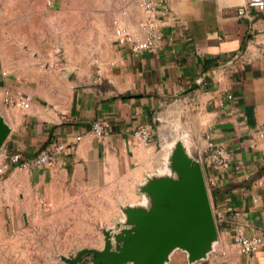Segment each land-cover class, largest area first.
Segmentation results:
<instances>
[{"label":"crops","instance_id":"1","mask_svg":"<svg viewBox=\"0 0 264 264\" xmlns=\"http://www.w3.org/2000/svg\"><path fill=\"white\" fill-rule=\"evenodd\" d=\"M139 1L123 0L113 16L124 8V20L142 30ZM10 2L0 0V114L11 128L0 150V225L13 226L21 241L25 227L69 218L113 226L123 218L120 206L140 202L138 186L163 166L160 126L177 114L203 165L220 235L199 264H264V248L242 254L235 244L238 234L264 238V11L239 15L246 0H162L156 50L112 42L94 63L61 74L23 54L28 29L15 26ZM6 89L30 94V108L5 104ZM98 119L108 123L103 137L91 130ZM141 125L152 130L147 145L133 136ZM208 135L231 152L222 171L207 161ZM52 144L67 148L51 165L23 169L9 161L14 152L32 159ZM90 242L101 249L104 237Z\"/></svg>","mask_w":264,"mask_h":264},{"label":"rangeland","instance_id":"2","mask_svg":"<svg viewBox=\"0 0 264 264\" xmlns=\"http://www.w3.org/2000/svg\"><path fill=\"white\" fill-rule=\"evenodd\" d=\"M9 1L17 9L15 26L31 28V33L26 30L19 41L23 54H32L46 70L56 69L61 74H68L72 70L70 65L78 69L80 65L94 63L100 56L99 50H105L115 42L113 13L124 4L123 0ZM36 7L37 14L26 18L28 10ZM159 133L157 150L163 162L169 143L176 138L191 140L177 114L163 119ZM138 194L142 201L143 195ZM74 219L69 218L64 224L56 222L53 226L25 227L21 233L26 241L15 236L19 232L13 226L0 225V264H68L62 260L63 255H76L80 249L90 246L91 239L102 235L96 225H85L83 220ZM85 264L91 263L87 261ZM168 264H189L186 253L176 251Z\"/></svg>","mask_w":264,"mask_h":264},{"label":"water","instance_id":"3","mask_svg":"<svg viewBox=\"0 0 264 264\" xmlns=\"http://www.w3.org/2000/svg\"><path fill=\"white\" fill-rule=\"evenodd\" d=\"M11 128L0 114V150ZM171 145L169 150L166 149ZM166 146L161 171L145 176L143 200L121 205L123 218L99 230L101 249L84 247L68 264H168L174 253H186L189 264L206 260L219 242V230L201 161L188 139Z\"/></svg>","mask_w":264,"mask_h":264},{"label":"built area","instance_id":"4","mask_svg":"<svg viewBox=\"0 0 264 264\" xmlns=\"http://www.w3.org/2000/svg\"><path fill=\"white\" fill-rule=\"evenodd\" d=\"M51 3V1H49ZM162 0H140L139 5L144 13V20L141 25L142 30L133 29L124 18L128 16V11L123 9L119 16L112 19L114 29V40L120 47L129 48L132 52H141L145 50H156L162 39L161 18L159 8ZM257 12L264 11V0H246V4L238 9L239 15H245L247 10ZM30 94L14 95L10 89L4 91L3 100L8 106L17 107L21 110L30 108L32 103ZM108 123L103 120L92 122L91 130L97 137H103L107 134ZM134 138L142 143L149 144L152 138V130L146 126H139L133 133ZM82 136L78 135L76 141L79 142ZM264 140V135H263ZM207 161L214 171H222L226 168L231 160V152L224 147L214 144L207 136ZM65 144H52L42 149L32 159L25 158L20 152H14L9 157L11 164L18 168H29L30 166L44 167L51 165L57 158L58 154L66 150ZM4 173L3 166L0 167V174ZM238 251L242 254H254L264 248V238L261 236H245L238 234L235 241Z\"/></svg>","mask_w":264,"mask_h":264},{"label":"bare ground","instance_id":"5","mask_svg":"<svg viewBox=\"0 0 264 264\" xmlns=\"http://www.w3.org/2000/svg\"><path fill=\"white\" fill-rule=\"evenodd\" d=\"M170 146H171V145H168V147H167V149H166V152H167V150H169ZM165 156L167 157V153H165ZM160 169H161V168H160ZM163 170H165V169H164V168L161 169V171H163Z\"/></svg>","mask_w":264,"mask_h":264}]
</instances>
